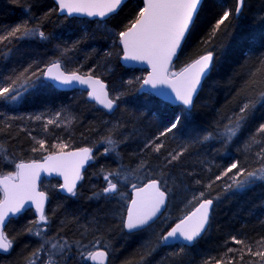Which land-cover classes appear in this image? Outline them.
Wrapping results in <instances>:
<instances>
[{"label":"trees","instance_id":"obj_1","mask_svg":"<svg viewBox=\"0 0 264 264\" xmlns=\"http://www.w3.org/2000/svg\"><path fill=\"white\" fill-rule=\"evenodd\" d=\"M236 7L237 0H205L170 71L179 73L208 52L214 56L211 73L187 111L142 94L146 72L120 64L117 34L137 18L141 0L127 2L105 23L61 17L50 0H0V34L25 22L48 37L0 42V87L11 86L19 77L14 92L7 98L0 96V153L8 157L0 155V177L14 174L16 164L43 161L60 152L89 148L93 157L76 196L62 197L56 180L42 183L41 190L48 195V224H34L39 219L33 211L12 220L5 234L13 246L8 253H0V264H29L30 258L35 264H48L49 259L59 264H90L80 253L94 249L107 251L109 264H215L221 258L225 264L229 260L231 264H264L246 249L225 255L227 248H242L231 241L232 236L250 242L254 250L264 247L256 243L264 237V180L253 178L237 188L230 179L237 171L233 169L212 183L232 161H239V167L247 171L264 166L256 155L260 145L245 151V144L264 123V84L247 83L264 57V0H244L238 17ZM226 9L232 15L211 35ZM53 62L67 73L76 71L105 82L118 106L115 113L100 110L87 94L60 92L46 83L44 71ZM244 104L249 110L236 134L229 135L226 128L236 126ZM177 116L180 124L157 140ZM50 119L56 123L47 124ZM108 137L115 145L106 142ZM41 139L43 148L36 143ZM153 142L164 144L160 152L146 146ZM179 152H183L180 159L169 163V153ZM115 171L122 174L118 190L107 196L103 177ZM109 178L116 182L115 177ZM197 179L202 183L196 184ZM153 180L168 196L167 209L148 229L127 234L123 224L133 185L137 188ZM208 183L211 188L206 187ZM201 191L204 199L213 200L206 233L192 247H183V252L181 246L166 247L160 238L195 210L200 201L193 196ZM28 228L44 231L36 236ZM45 240H67L71 248L51 256ZM41 245L44 251L32 257Z\"/></svg>","mask_w":264,"mask_h":264},{"label":"snow or ice","instance_id":"obj_2","mask_svg":"<svg viewBox=\"0 0 264 264\" xmlns=\"http://www.w3.org/2000/svg\"><path fill=\"white\" fill-rule=\"evenodd\" d=\"M122 2L123 0H56V3L59 5V10L62 12L66 10L68 15L78 14L100 18L116 12ZM243 3L244 0H237V7L235 9L237 15ZM200 4L201 0H144V7L139 11L137 18L126 30L117 34L120 43L123 45L125 60L139 61L151 66L152 72L144 80V84L150 85L152 88L167 85L175 93L174 100L179 101L185 108H191L193 106V96L200 85L201 78L211 67L213 55L211 52H208L184 68L179 74L172 73L171 75L178 76L175 80L169 79L168 66L172 58L177 55V50L180 48L185 34L189 31L190 25L194 23V16ZM221 7L225 6L221 5ZM230 15H232L230 10L226 9L222 12V15L216 20L212 28L211 35H214L220 29L221 25L224 24ZM37 35L42 40L48 39L44 32L35 28H29L27 23L22 22L11 28L6 34H0V42L10 40L12 37L24 39ZM47 73L51 79L58 80L63 84L78 82L88 85L92 88L91 93H89L92 99L102 104L109 111H112L114 108V100L108 98V93L104 91V85L99 80L93 79L91 75H87V78H85V76L77 75L76 71L65 74L63 71H60L59 62H53L47 68ZM24 75L25 73H21V77ZM257 77L261 78L257 79ZM17 80H13L11 86L0 87V96L7 98V94L14 92ZM128 83L132 82L129 81ZM247 83L250 86L264 84V57H261L259 66L250 74ZM97 85H99V90L96 87ZM163 95L167 96L168 94ZM262 96H264V93H262ZM12 98L14 99L15 97ZM115 99H119V97ZM248 110V104H244L240 108V116L236 121V126L226 128V132L229 135L234 136L236 134L240 126L239 121L244 119L243 114ZM36 119L39 120L41 117L37 116ZM58 119L59 117H57ZM54 123H56V120L50 119L47 121V124ZM179 124L180 117L177 116L156 139L159 140L160 137L166 136ZM260 134H264V123L259 125L257 134L253 135L248 143L245 144V151L250 150L253 145H260V150L256 155L261 160H264V136ZM210 138L205 137V139ZM106 142L109 145H115L116 143L111 137L106 138ZM36 143L43 148L44 140H37ZM146 146L151 147L154 152L158 153L164 147V144L153 142ZM58 147L63 148L64 145H59ZM33 150L35 151L36 149ZM91 151L89 148H83L79 152H72L66 155H49L45 157L47 162L45 165L19 163L15 165L18 169L17 172L0 179V190L3 192V200H0V250L8 252L13 246V241L4 232L5 221L9 213L13 215L19 213L29 201L36 205V210L40 214L39 221H33V223L47 225L49 222L43 208V201L46 197L44 193L36 192V179L39 176V171L43 169L49 173L52 171L60 173L64 177V191L71 196H76L77 182L83 179L80 170L84 163L93 159ZM105 154H107V150H105ZM0 155H3V158L8 160V157L3 153H0ZM182 155L183 152L176 154L169 153L170 159L168 162L172 163L173 161L179 160ZM239 164V161H232L224 169L222 175H217L212 183L222 179L223 176H228L229 173L233 172V169L237 171L230 179L237 188H242L253 178L264 180V166L255 171H247L239 167ZM121 175L120 171L108 172L104 175L103 178L107 181V185L103 189V194L107 195L117 192ZM241 176H245V179L240 180ZM109 177H115L116 182H113ZM123 178L127 179L126 176ZM195 183L199 185L202 181L197 179ZM212 183H208L206 187L211 188ZM231 186L228 185V187ZM133 188L136 189L135 184ZM204 196L205 193L203 191L193 196L194 200L200 201L195 211L181 219L175 227L171 228L166 235L161 237L160 239L163 242L167 243L169 240L182 239L187 245H192L197 241L206 230V225L209 223L210 209L213 204L212 199H204ZM166 199V192L161 190L159 182L156 180L136 189V199L131 202L132 206L127 211L123 226L129 232L149 228L151 222L156 219L157 214L165 207ZM26 231L30 234L41 236V232L44 229L38 228V230L33 231L32 228H28ZM231 241L237 245H241L242 248H227L225 255L232 252H243L246 249L249 255L260 257L261 261H264V247L254 250L250 242H247L245 239H239L236 236H232ZM45 243L50 244L52 250L50 253L51 256L57 254L62 255L66 248H71L67 240H64L62 243L59 240L55 242L45 240ZM256 243L264 246V237H261ZM183 247L181 246L180 252H183ZM42 251H44L43 245L32 253V257H36ZM80 255L84 260L97 262V264H105L108 258L107 251H82ZM242 258L241 256L240 259ZM29 264H35V261L30 258ZM48 264H59V262L49 259ZM206 264H210V262L206 261ZM215 264H225V261L221 258L216 260ZM227 264H231V260Z\"/></svg>","mask_w":264,"mask_h":264},{"label":"water","instance_id":"obj_3","mask_svg":"<svg viewBox=\"0 0 264 264\" xmlns=\"http://www.w3.org/2000/svg\"><path fill=\"white\" fill-rule=\"evenodd\" d=\"M50 1H52V3L56 6V8L58 10V14L61 17H66L68 19H77V20H89V21H93V22H107L109 19H111L112 17L116 16L127 2L132 1V0H123L122 4L120 5V7L117 9L116 12L110 13L108 16H106L104 18H100V17H88V16H85V15H78V14L68 15L67 12H66V10L63 11V12L59 10V5L56 3V0H50ZM141 1H142V5L144 7V0H141ZM204 1L205 0H201V4L197 8V12H196V14L194 16V23H195V21L197 19V16H198V14L200 12V9H201ZM242 10H243V6H241V8H240L239 14L238 15L236 14L237 17L241 14ZM194 23L192 25H190L189 31L185 34V38L181 41L180 48L177 50V55L172 58V61H171V63L168 66L169 74H170V71H171L174 63L177 61V59H178V57H179V55L181 53V50L183 49V47H184V45H185V43H186V41L188 39V36H189V34L191 32V29H192ZM119 46H120V49H121V52H122V56H121V59H120L121 66L124 67V68H126V69H128V70H139V71H142V72H146V76H145V79H144V80H146L149 77V75L151 74V72H152L151 66L148 65L147 63H142V62H139V61L125 60L124 59V52H123V45L120 43V41H119ZM213 59H214V56H213ZM51 65H49L48 67H50ZM212 65H213V60H212V64H211V67H210L209 71L201 78L200 85L198 86L197 91H196L195 95L193 96V105H194L195 100L197 99V97H198V95H199V93L201 91V88H202L205 80L207 79V77L211 73ZM48 67H46V69L44 71V75H43L44 81L46 83H48L49 85H51L56 90H58L60 92H66V93L76 92V93H84V94H87L88 101L90 103L95 104L100 110L106 112L108 115H113L115 113V111L117 110V107L118 106H117V103L115 101H114V108L112 109V111H109L108 109L104 108V106L102 104H100L96 100L92 99L91 96L89 95V93H91V91H92V88L89 87L86 84H80L78 82H73L72 84H63V83H61L58 80L51 79V77L47 73V68ZM60 71H63L65 74H68L67 72L64 71V69H63V67H62L61 64H60ZM54 73H55V70H54ZM179 73H177V74H179ZM77 75L85 76V78H87V75H83V74H80V73H77ZM91 77L93 79L99 80L101 82V84L104 85V91L108 93V98L109 99H112L111 98V95L109 93L107 84L105 82H103L101 79L97 78V77H94L92 75H91ZM177 78H178V76H171V75H169V79H171V80H175ZM96 87L99 90V85H97ZM140 92L142 94L151 95V96L155 97L156 99L162 101L163 103L169 104V105H171L173 107H182V108L186 109L187 111H191L192 108H193V106L191 108H185V106H183L182 104H180L179 101H175L174 100L175 93L167 85H160L157 88H152L150 85L144 84V81H143V84H142V87L140 89ZM163 94H168V95L165 96ZM80 150L81 149H76V150H71V151H65V152H60V153H56V154H53V155H60V154H65L66 155V154L72 153V152H79ZM91 155H92V151H91ZM90 161L91 160H88L86 163H84L83 167L81 168L80 171H81L82 177H83L84 173L86 172V170H87V168H88V166L90 164ZM31 163H37V164L45 165L47 162L44 159L43 161H39V162H24L23 164H31ZM17 171H18V169L16 170V172ZM3 177H0V179H2ZM53 180H56V181L59 182V184H60L59 193H60V195L62 197H71V195H69L63 189L64 177L60 173H58L56 171H52V172L49 173L48 171H45V170L41 169L39 171V176L36 179V192L37 193H44V196L46 197V199L43 201L44 212H46V208H47V205H48V195L44 191L41 190V185L44 182H50V181H53ZM81 181L82 180H79L77 182L76 191H77V189H78ZM13 182H15V181H13ZM150 182H148V183H150ZM148 183H146V184H144V185H142L140 187L146 186ZM140 187H137L136 189H139ZM160 188H161V186H160ZM136 189H133L131 191V193H130V200H129V203H128L127 211L132 206L131 205L132 200L136 199ZM161 190H162V188H161ZM0 192L2 193V200H3V192H2V190H0ZM116 193H110V194H107V196H113ZM166 196H167V194H166ZM167 205H168V196H167V199L165 201V207L162 208L161 209V212L157 214L156 219L153 222H151V226L153 224H155L162 217V215L165 213V211L167 209ZM211 209H212V206H211ZM211 209H210V216H211ZM29 211H33L36 214V216L38 217V219H39V215L40 214L36 210V205L34 203H32L31 201H29L28 203L25 204L24 208H22L19 213H16L15 215L9 213L8 218L5 221L4 232H5L8 224L12 220L18 219L19 217H21L22 215H24L26 212H29ZM127 211H126V216H127ZM193 211H195V210H193ZM126 216H125V219H126ZM210 216H209V220H210ZM208 225H209V223H208ZM208 225H206V230L201 234V236L198 239H200L201 237L204 236V234L207 231ZM146 229H148V228H146ZM146 229H141V230H136V231H133V232H129L124 227V230H125V232L127 234L139 233V232H142V231H144ZM195 243L196 242H194L192 245H187L186 242H184L182 239H177V240H169L167 243L164 242V245L166 247H172V246H176L177 245V246H184V247L190 248ZM98 251H104V250H98ZM8 252H4L3 250H0V253H8ZM90 264H97V262L90 261ZM105 264H109V255H108L107 260L105 261Z\"/></svg>","mask_w":264,"mask_h":264},{"label":"rangeland","instance_id":"obj_4","mask_svg":"<svg viewBox=\"0 0 264 264\" xmlns=\"http://www.w3.org/2000/svg\"><path fill=\"white\" fill-rule=\"evenodd\" d=\"M101 23H105V22H101ZM102 28V27H101ZM102 29H104V28H102ZM113 40H116V37L114 38H112ZM118 43H119V40H118ZM172 73H175V72H172ZM172 73H170V75L172 74ZM175 74H177V73H175ZM171 76H174V75H171ZM99 249H94L93 251H98Z\"/></svg>","mask_w":264,"mask_h":264}]
</instances>
